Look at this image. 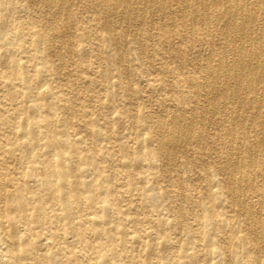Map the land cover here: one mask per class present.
Returning a JSON list of instances; mask_svg holds the SVG:
<instances>
[{"label": "rangeland", "instance_id": "374dc122", "mask_svg": "<svg viewBox=\"0 0 264 264\" xmlns=\"http://www.w3.org/2000/svg\"><path fill=\"white\" fill-rule=\"evenodd\" d=\"M170 1L176 14L183 0ZM34 4L0 0V264H264V230L256 244L218 170L231 132L247 163L257 134L243 111L195 127L167 158L158 147L157 119L194 95L176 59L192 22L174 18L185 38L170 34L169 49V21L139 6L112 21L118 48L103 46L98 7L67 0L49 51L36 26L53 14ZM246 169L251 183L258 168Z\"/></svg>", "mask_w": 264, "mask_h": 264}, {"label": "bare ground", "instance_id": "6f19581e", "mask_svg": "<svg viewBox=\"0 0 264 264\" xmlns=\"http://www.w3.org/2000/svg\"><path fill=\"white\" fill-rule=\"evenodd\" d=\"M85 1L92 8L98 7L95 13L102 23L101 30L105 36L102 40L92 37L91 41H100L103 46L110 42L114 46L118 45V37L113 35L112 21H116L114 19L123 22L134 20L136 18L134 13L139 6L147 8L149 12L156 7V11L169 21L166 24L168 36L162 34L165 42L170 40L169 44H163L169 49L179 48L172 36L169 37L170 34L174 36L177 33L179 38H185L182 31H178L174 18L178 17L183 25L189 20L192 22L187 29L193 43L186 47L184 54L180 52L176 59L179 73L185 78L188 89L194 91V95L190 96L191 105L187 108L184 106L189 104L188 102L178 104L170 121L168 117L166 120L163 116L157 119L158 147L161 156L167 158L170 151L181 148L194 138L195 127H200L199 133H201L209 128L210 121L217 115L227 111L232 115L236 112L238 114V109L240 112L243 111L244 118L249 119L251 128L256 130L257 134L254 139H247L244 143L247 163L233 161L234 147L231 143L236 138L231 132L228 135L233 140L224 147L226 164H221L218 160V170L225 173L226 179L229 180L232 190L237 195L235 204L245 219L247 233L250 235L253 229L251 239L256 244L262 242L263 236L261 233L256 234V230L257 228L260 231L264 230L262 210L264 157L260 155L264 151V0H183L179 3L180 9L176 14L171 8L170 0ZM33 2L36 3L34 5H41L48 13L53 14L50 22L36 26L41 30H39L41 34L37 33L40 37L37 40V47L46 40L49 46L47 50L52 51L61 16L65 12L67 15L70 10L65 8L67 0H33ZM208 5L214 9V18L208 13ZM118 9H121L119 15ZM168 37L170 39H167ZM87 50V47L81 48L83 54ZM241 123L243 125V121ZM220 124L224 127L223 121ZM186 127L190 129L187 137L183 132ZM225 132L228 133L226 130ZM201 140V138L196 139L198 148H200ZM253 155L254 158H252ZM258 162L261 166L255 167L254 164ZM247 166L250 170L258 168L253 170L251 183L246 180ZM248 192L255 201V205L252 201L243 200L244 194Z\"/></svg>", "mask_w": 264, "mask_h": 264}]
</instances>
